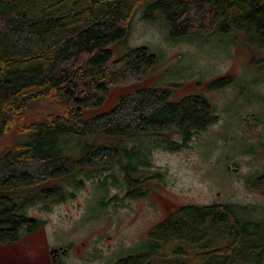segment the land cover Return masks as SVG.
Here are the masks:
<instances>
[{
  "label": "trees",
  "instance_id": "obj_1",
  "mask_svg": "<svg viewBox=\"0 0 264 264\" xmlns=\"http://www.w3.org/2000/svg\"><path fill=\"white\" fill-rule=\"evenodd\" d=\"M143 5L142 18L159 16L173 39L242 32L247 43L264 51V0H0V138L12 128L14 115L51 91L70 106L24 127L14 146L0 153V245L42 228L28 213L42 199L44 205L62 200L85 181H96L102 192L118 183H140L132 177L151 166L153 147L173 150L172 132L184 145L215 122L204 96L171 100L167 89L153 88L121 95L111 109L86 116L111 88L159 61L141 46L121 58L112 52L116 43L126 44L133 15ZM50 181L58 183L31 189ZM258 182L264 187V173ZM157 227L149 247L159 242L160 231L167 241L200 243L224 230L229 244L202 254L203 264L264 260V205H184Z\"/></svg>",
  "mask_w": 264,
  "mask_h": 264
},
{
  "label": "rangeland",
  "instance_id": "obj_2",
  "mask_svg": "<svg viewBox=\"0 0 264 264\" xmlns=\"http://www.w3.org/2000/svg\"><path fill=\"white\" fill-rule=\"evenodd\" d=\"M147 1L152 0H135L136 4ZM142 7L133 15L126 44L116 43L112 52L114 58H121L127 49L141 46L159 61L111 88L86 116L111 109L121 95L133 96L139 89L153 88L167 89L171 100L204 96L215 110V122L190 136L184 145H179L182 137L172 132L169 141L175 146L173 150L151 148V166L133 175L140 177L148 190L144 199L125 198L123 183L107 186L102 192L97 190L96 181H85L82 188L62 200L45 205L43 199L37 202L28 213L43 222L42 228L16 243L0 245V264H49V248L69 244L72 250L60 258L62 264H119V257L132 252L138 264L177 260L203 264L207 261L200 260L202 254L220 251L229 244L231 238L224 230L218 229L200 243L167 241L164 234L161 246L149 247L150 241L143 246L138 241L147 242L159 222L184 205H264V187L258 182L264 173V51L247 43L242 32L214 31L196 38L173 39L159 16L142 18ZM69 110L54 91L29 102L1 136L0 153L14 146L24 127ZM57 183H41L31 189L37 192ZM77 247L80 254H75Z\"/></svg>",
  "mask_w": 264,
  "mask_h": 264
},
{
  "label": "flooded vegetation",
  "instance_id": "obj_3",
  "mask_svg": "<svg viewBox=\"0 0 264 264\" xmlns=\"http://www.w3.org/2000/svg\"><path fill=\"white\" fill-rule=\"evenodd\" d=\"M143 167H146V166H143ZM132 179H135L134 177H132ZM113 187H119V184H117L116 186H113ZM124 190H125V193H124V196L125 198L129 199V200H138V199H144L147 195V192L148 190L144 187V182H132V183H128V184H124ZM119 194L117 195H113V198L116 199V197L118 196ZM162 223V222H161ZM160 224V222H159ZM158 224V225H159ZM149 233V232H148ZM148 235V234H147ZM159 245L161 246V242H162V237L163 236V231L159 232ZM150 237L148 238L147 242L150 241ZM141 245L145 246V240H140L138 241ZM137 242V243H138ZM138 243V244H139ZM82 245H85L84 243H81ZM84 249V248H83ZM144 249V248H143ZM72 250V246L71 244L67 245V246H59V247H53V248H49V251H48V254H47V257H48V260H49V264H62L63 261L60 259L61 257H65L68 255L69 251ZM137 250V249H135ZM75 254H80L81 252V249L80 247H77L75 248ZM127 255L125 256H122V257H119L118 258V262L119 264H122V263H125V264H135V263H129L128 260H132L134 261V258L133 256L135 255L134 252L132 253H126ZM142 255H139V257H141ZM138 264V262L136 263Z\"/></svg>",
  "mask_w": 264,
  "mask_h": 264
}]
</instances>
